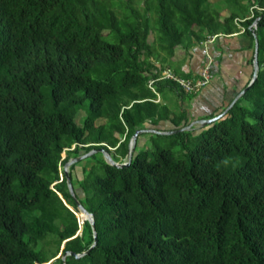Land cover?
<instances>
[{
    "label": "trees",
    "instance_id": "16d2710c",
    "mask_svg": "<svg viewBox=\"0 0 264 264\" xmlns=\"http://www.w3.org/2000/svg\"><path fill=\"white\" fill-rule=\"evenodd\" d=\"M241 29L258 43L247 90L207 125L145 132L155 147L139 134L126 161L136 130L193 120L149 79L194 78L177 50ZM93 148L128 165L69 168L90 248L61 166ZM0 264H264V0H0Z\"/></svg>",
    "mask_w": 264,
    "mask_h": 264
},
{
    "label": "crops",
    "instance_id": "0c3cea01",
    "mask_svg": "<svg viewBox=\"0 0 264 264\" xmlns=\"http://www.w3.org/2000/svg\"><path fill=\"white\" fill-rule=\"evenodd\" d=\"M183 51L172 58L180 73L195 77L206 63H210L213 78L196 94L179 92L167 84L158 101L172 111L184 109L193 117L192 121L207 118L221 107H227L252 77L254 47L243 29L233 34H220L208 45L201 42Z\"/></svg>",
    "mask_w": 264,
    "mask_h": 264
},
{
    "label": "water",
    "instance_id": "95a60500",
    "mask_svg": "<svg viewBox=\"0 0 264 264\" xmlns=\"http://www.w3.org/2000/svg\"><path fill=\"white\" fill-rule=\"evenodd\" d=\"M253 35H254V38H255V51H254V58H253V73H252V77H251V81L250 83L244 88L242 89L236 96L235 98L230 102V104L218 115L214 116V117H211V118H202V119H196L194 121H192L189 125H187L186 127H183V128H179V129H175V130H166V131H162V130H158V129H155V128H144V129H138L134 132V134L132 135L131 137V140H130V144H129V150H128V153H127V157H128V162L130 161L131 159V156H132V150L135 146V142H136V139H137V136L141 133H145V132H150V133H155V134H166V135H170V134H174L176 132H179V131H183V130H186V129H189L193 126H204V125H207L213 121H216L217 119H219L222 115H224L226 113V111L236 102V100L247 90V88L251 85V83L254 81V79L257 77V73H258V62H257V49H258V43H257V39H256V35L253 31ZM101 153L105 160L113 165V166H116V167H125L128 165V162H124V163H119V162H116L113 160V158L111 157L110 153L105 150L104 148H93L91 149L90 151L88 152H83L75 157H71L64 165V174H65V177H66V181H67V185H68V189H69V192L70 194L72 195V197L74 198L75 200V203L79 209V212L82 213L83 217L81 218V221L83 220H87L89 222V224L91 225V228H92V231H93V237H94V242L92 244V246L90 248H92L95 243H96V230H95V224H94V219H93V214L90 213L89 211H87L85 209V207L78 201V199L76 198V195H75V191L73 189V186H72V183H71V179H70V176H69V168L87 158V157H90L92 156L93 154L95 153ZM90 248L87 250V251H84L82 253H75V252H65L64 254H62L61 256V259L62 261L64 262L65 258L67 255H72L76 258H79L83 255H85L89 250Z\"/></svg>",
    "mask_w": 264,
    "mask_h": 264
},
{
    "label": "built area",
    "instance_id": "2783aa9c",
    "mask_svg": "<svg viewBox=\"0 0 264 264\" xmlns=\"http://www.w3.org/2000/svg\"><path fill=\"white\" fill-rule=\"evenodd\" d=\"M255 28V24H253ZM216 36H208L203 44L208 45L215 40ZM213 78V72L211 69L210 63H206L201 72L195 76L194 78H183L176 75L170 68H165L160 76L157 79H149L148 87L157 94L156 101H158V93L156 91V81L158 80H172L175 82L176 86L180 91L186 94H196L198 93L205 85H207Z\"/></svg>",
    "mask_w": 264,
    "mask_h": 264
},
{
    "label": "rangeland",
    "instance_id": "374dc122",
    "mask_svg": "<svg viewBox=\"0 0 264 264\" xmlns=\"http://www.w3.org/2000/svg\"><path fill=\"white\" fill-rule=\"evenodd\" d=\"M210 1H212V2H218L220 0H210ZM225 14H227V10L223 9L221 11V15L224 16ZM150 38H151V36H150ZM254 51H255V44H254ZM180 52L181 53L184 52L183 51V48L177 50V53H180ZM252 65H253V60H252ZM170 66H171V68L178 69L177 66L174 65L172 62L170 63ZM178 91L181 92L180 89H178ZM242 103L243 104H246V105H250V103H248L246 100H243ZM215 113L216 112H214V114ZM83 115H84V112H82V111L78 113V115L76 116V122L77 123H81V118H82ZM209 116H208V118H210ZM214 116H216V115H214ZM214 116H212V117H214ZM103 121H104V119H98L96 121V123H101ZM146 127H150V126L147 125ZM161 127H164V124L163 123H161ZM162 142H163V140H160L159 141V144L162 143ZM157 144H158V142L156 140H154L153 138H151V136H150L149 133H145L142 136H140V138H138L137 150L138 149H143V148L150 149L152 147H155ZM64 156H65V153L62 154V157H64ZM102 158L105 160L104 156L101 153H95L94 156H90V157H87V158L79 161L76 164V166L74 167V169L72 170V176H73V178L75 180L81 179L82 178V168L83 167H86V169H88L91 164H93L95 161H98L99 159H102ZM115 159L119 160V158H117V157H115ZM125 160L128 161V157L127 156H126ZM61 170H64V165L61 166ZM80 217L82 218V216H80ZM80 231H81V229H80ZM80 231H79V233H80ZM59 255H60V252H59Z\"/></svg>",
    "mask_w": 264,
    "mask_h": 264
},
{
    "label": "clouds",
    "instance_id": "9594fccd",
    "mask_svg": "<svg viewBox=\"0 0 264 264\" xmlns=\"http://www.w3.org/2000/svg\"><path fill=\"white\" fill-rule=\"evenodd\" d=\"M250 83V82H249ZM182 92V91H181ZM186 94V93H185ZM158 100H159V97H158ZM197 126V125H196Z\"/></svg>",
    "mask_w": 264,
    "mask_h": 264
},
{
    "label": "bare ground",
    "instance_id": "6f19581e",
    "mask_svg": "<svg viewBox=\"0 0 264 264\" xmlns=\"http://www.w3.org/2000/svg\"><path fill=\"white\" fill-rule=\"evenodd\" d=\"M81 216L83 217L82 213H81Z\"/></svg>",
    "mask_w": 264,
    "mask_h": 264
}]
</instances>
